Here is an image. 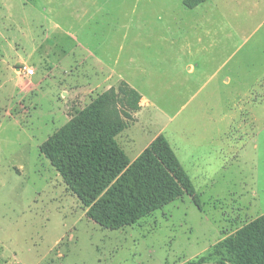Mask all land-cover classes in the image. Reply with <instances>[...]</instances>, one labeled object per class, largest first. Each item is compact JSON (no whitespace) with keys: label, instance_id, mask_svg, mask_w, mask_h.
Listing matches in <instances>:
<instances>
[{"label":"rangeland","instance_id":"1","mask_svg":"<svg viewBox=\"0 0 264 264\" xmlns=\"http://www.w3.org/2000/svg\"><path fill=\"white\" fill-rule=\"evenodd\" d=\"M242 72L264 79V0H0V264H230L264 213V103L223 83ZM104 92L130 160L162 135L196 198L95 218L42 149Z\"/></svg>","mask_w":264,"mask_h":264},{"label":"trees","instance_id":"2","mask_svg":"<svg viewBox=\"0 0 264 264\" xmlns=\"http://www.w3.org/2000/svg\"><path fill=\"white\" fill-rule=\"evenodd\" d=\"M112 96L98 95L55 132L43 147L73 192L101 223L125 227L192 195L188 175L168 141L158 136L131 161L117 135L126 127L110 110ZM230 264H264V213L222 242Z\"/></svg>","mask_w":264,"mask_h":264},{"label":"crops","instance_id":"3","mask_svg":"<svg viewBox=\"0 0 264 264\" xmlns=\"http://www.w3.org/2000/svg\"><path fill=\"white\" fill-rule=\"evenodd\" d=\"M207 34H209V32H207ZM192 69L194 70V65H192ZM242 74L243 76L239 77L228 74L229 76H225L223 78V83L226 85H230L233 81H237L240 84V89H238L240 90V92L236 96L237 100H239V103L241 101L245 102H241L240 105L245 104L246 106L250 107L246 109L244 115H248L249 117L254 116L252 118H256L255 114L257 112H255L252 107H254L255 105H260L262 101L264 103V79L261 78L262 76H258L256 79H252L254 80L252 81V83H248L245 81V72H242ZM237 75H239V73ZM248 81H250V79H248Z\"/></svg>","mask_w":264,"mask_h":264},{"label":"built area","instance_id":"4","mask_svg":"<svg viewBox=\"0 0 264 264\" xmlns=\"http://www.w3.org/2000/svg\"><path fill=\"white\" fill-rule=\"evenodd\" d=\"M34 70L33 69H27L28 74H33Z\"/></svg>","mask_w":264,"mask_h":264}]
</instances>
